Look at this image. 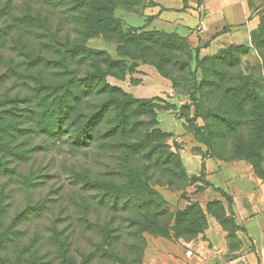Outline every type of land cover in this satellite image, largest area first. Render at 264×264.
<instances>
[{"label":"rangeland","instance_id":"374dc122","mask_svg":"<svg viewBox=\"0 0 264 264\" xmlns=\"http://www.w3.org/2000/svg\"><path fill=\"white\" fill-rule=\"evenodd\" d=\"M112 1L124 30L133 31V37L140 36L142 45L147 44L150 35L157 36L163 49L159 60L156 59L161 70L146 62L148 53L130 43L125 45L142 52L143 60L127 58L126 69L118 67V77L105 78L116 88L113 106L117 107V116L109 109L105 119L125 123L124 134L103 140L109 143L97 142L89 147L72 146L62 140L54 143L42 129L27 134L25 130L17 132L19 120L15 117L6 125L0 121L1 127L5 125L0 128L3 137L0 143L7 144L9 138L18 135L12 146H19L22 153L18 174L11 181L0 177V193L9 195L0 214V233L5 232L0 244V264H14L16 247L33 241L36 225L49 224L48 214L36 222L29 218L35 213L24 210L28 203L33 206L40 197L53 206L57 203L52 211L66 209L64 215L70 216L64 222L66 225H74V213L81 205L76 200L81 203L84 200L81 209L90 212L93 226L97 216L104 219L115 208L126 207V202L128 209L121 215L137 221L143 228L147 222L142 215L135 220L134 213L138 210L131 206L144 212L150 204L161 214L159 225L163 232L172 230L191 238L204 226V212L198 201L210 198L204 194L210 184L207 175L214 173L220 163L244 160L263 185L264 193V105L261 110L260 102H264V82L263 63L258 55L262 34L258 33V27L251 31L254 35L250 33L245 44H229L205 54L199 49L195 53L185 36L170 26L153 22L158 4L165 0ZM260 23L264 29V13L258 26ZM66 32L67 35L60 36L62 41L67 36L73 41L78 34L69 25ZM86 45L107 50L111 57H117V44L101 35L88 39ZM165 191L180 196L176 205L171 206L165 200ZM219 191L214 188L216 194ZM200 192L197 200L194 197ZM97 199L100 203L95 207ZM210 202L213 206L208 208L218 212L216 199ZM19 212H22L20 217H16ZM78 225L86 228L84 222ZM147 235L161 234L143 232L144 241ZM86 238L89 237L83 238L84 243ZM119 244L122 257L136 258L142 264V247L132 254L130 246Z\"/></svg>","mask_w":264,"mask_h":264},{"label":"trees","instance_id":"16d2710c","mask_svg":"<svg viewBox=\"0 0 264 264\" xmlns=\"http://www.w3.org/2000/svg\"><path fill=\"white\" fill-rule=\"evenodd\" d=\"M114 11L112 0L0 2V65L3 70L0 73V121L6 125L15 117L19 120L20 129L17 132L25 130L24 134H27L42 129L48 132L54 143L62 140L76 147H89L117 133L120 136L124 134L125 123H112L105 119L109 109L113 112L117 109L113 106L116 88L110 86L105 78L107 75L118 77V67L125 70L127 58L143 60L142 52L150 56L149 59L145 58L146 62L155 64L161 70L156 59L159 60L163 49L154 35H150L146 45H142L140 36L133 37V31L124 30L121 19ZM67 25L78 33L73 41L69 36L63 41L60 37L63 33L67 35ZM261 26L260 23L258 33L262 37L258 40V55L263 63L261 78L264 82V29ZM100 35L117 44V57H111L107 50L86 45L88 39ZM129 43L142 52L125 46ZM194 51L198 53L199 46ZM260 102L262 110L264 102ZM123 113L126 115L125 111ZM24 124L28 126L22 129L20 126ZM5 125H0V128L3 129ZM14 138H9L7 144L0 143V177L8 181L18 174L17 165L22 157L19 146H12L18 135ZM8 196L0 193V214L6 207ZM76 203L81 205L74 213V225L64 224L70 220L69 215H64L66 209L52 211L57 203L53 206L52 202L42 197L33 206L28 203L24 210L35 213L32 218L29 217L30 221L45 219L48 214L49 224L35 226L33 241L16 247L14 254L17 259L13 263L140 264L141 260L136 258L122 257L119 243H125L128 248L130 246L132 254L142 247L143 256V232L166 235L170 231L165 229L166 232H163L164 228L159 225L161 214L154 211L155 207L150 204L144 212L131 206L134 211L138 210L134 213V219L142 215L147 222L146 226L140 228L137 221H130L121 215L128 209L126 202V207L115 208L112 213L105 214L104 219L97 216L95 226L90 223V212L86 208L81 209L85 204L77 200ZM97 203H100L99 199L94 203L95 207ZM21 213H17L16 217H20ZM80 221L86 224V228L78 227ZM4 234L0 233V244L4 241ZM85 236L89 237L86 243L83 242Z\"/></svg>","mask_w":264,"mask_h":264},{"label":"crops","instance_id":"0c3cea01","mask_svg":"<svg viewBox=\"0 0 264 264\" xmlns=\"http://www.w3.org/2000/svg\"><path fill=\"white\" fill-rule=\"evenodd\" d=\"M263 13L260 0H165L153 22L172 27L205 54L247 43ZM207 179L204 194L210 198L198 201L204 226L191 238L172 230L147 235L142 264H264V193L258 177L244 160H236L220 163ZM164 198L174 206L180 196L165 191ZM213 198L218 212L208 208Z\"/></svg>","mask_w":264,"mask_h":264},{"label":"built area","instance_id":"2783aa9c","mask_svg":"<svg viewBox=\"0 0 264 264\" xmlns=\"http://www.w3.org/2000/svg\"><path fill=\"white\" fill-rule=\"evenodd\" d=\"M260 1L264 2V0H260Z\"/></svg>","mask_w":264,"mask_h":264}]
</instances>
